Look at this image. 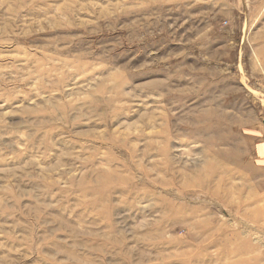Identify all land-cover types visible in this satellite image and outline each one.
Wrapping results in <instances>:
<instances>
[{"label":"rangeland","instance_id":"obj_1","mask_svg":"<svg viewBox=\"0 0 264 264\" xmlns=\"http://www.w3.org/2000/svg\"><path fill=\"white\" fill-rule=\"evenodd\" d=\"M264 0H0V264H264Z\"/></svg>","mask_w":264,"mask_h":264},{"label":"crops","instance_id":"obj_2","mask_svg":"<svg viewBox=\"0 0 264 264\" xmlns=\"http://www.w3.org/2000/svg\"><path fill=\"white\" fill-rule=\"evenodd\" d=\"M253 162L259 165V168L264 169V140L257 142L253 150Z\"/></svg>","mask_w":264,"mask_h":264}]
</instances>
